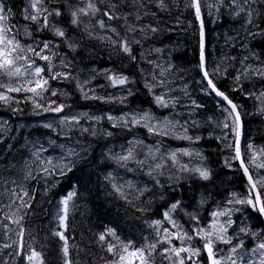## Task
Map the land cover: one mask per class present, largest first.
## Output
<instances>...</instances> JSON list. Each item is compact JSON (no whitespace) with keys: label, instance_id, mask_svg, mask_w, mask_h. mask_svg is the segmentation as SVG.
<instances>
[{"label":"trees","instance_id":"1","mask_svg":"<svg viewBox=\"0 0 264 264\" xmlns=\"http://www.w3.org/2000/svg\"><path fill=\"white\" fill-rule=\"evenodd\" d=\"M4 2L8 8L12 9L13 15L8 23L14 26V32L18 30L17 39L19 41L26 39L24 28L28 26V29L35 35L57 39L58 48L68 52V56L78 64V67L81 66L82 69L85 67L99 68L103 69V72L129 76L134 81V83L131 82L129 88L131 89L133 83L131 89L133 95L129 96L128 88H126L121 95L113 96L118 98L116 102L105 103L99 100L83 99L75 81L70 78L49 80L50 90L43 93V99L35 97L33 100H37L45 107L49 106L50 101H55L56 104H64L65 108L69 109L106 110L120 106L122 103L118 102L119 99L127 97L123 103L126 107L156 108L157 104L149 89L145 87L140 70L143 66L149 65V58L141 53L140 46L131 44L132 55L136 56L134 61L118 47L110 50L105 44L88 36L82 24L76 27L70 23V10L85 6L87 0H45L46 7L59 8L63 13L59 17H50V22L65 31L64 38L54 36L49 29L38 30V25L22 18L21 12L27 0H4ZM97 3L101 10L116 3L118 5L116 11L119 15L121 11L137 12L139 8L141 17L139 24L152 25L160 29L157 33L150 32L144 44L163 50L170 69L169 73L172 72L170 84L176 85L175 88H178V91L181 87H186L187 93L189 92L188 99L191 102L195 100L201 105L197 108L191 103L189 107L191 116L197 121L194 124L195 128L192 124L190 128L193 135L197 134L201 137L195 143L203 149L205 164L211 168L213 180L205 182L191 179L187 173L182 174L183 178L178 183L174 181L167 184L163 183L162 179L152 178L147 193L132 202L113 189L99 160L100 149L98 148H101L103 143L109 142L107 139H114V136L111 135L112 138H110L111 136L104 135V130L99 132L95 125L91 126L88 132H83L81 129L73 131L71 132L73 133L72 138L93 144V151L87 152V155L79 159H73L75 166L67 175H57L47 181L34 180V183L29 185L30 193L35 190V199L30 201L32 208L27 209L26 212L34 216L30 220L34 231L32 236L35 247L45 259V264H52V260H59L62 254L61 248L58 251L54 249L56 248L55 242L60 241L52 236V231L56 226V201L68 190L75 191L76 195L69 207L67 228L64 232L69 238L71 258L75 264H107L113 259L112 255L107 252V246L110 243L118 247L129 242L135 247H147L155 243L157 239L162 238V235L158 236L156 230L150 225L152 221L161 217L162 211L176 200L182 202L181 207L173 212L177 224L189 232L193 223L188 213L194 214L196 210L200 213V220L205 222L213 209L240 208L241 211H233L231 214V219L235 223L229 228L228 235L234 237V243L243 240L244 247L240 249V255L244 256L245 261L252 258V263L258 264L259 253L252 252V249L260 242H264V219L247 206L226 203L232 198V193H236L240 198L247 197L250 188L238 160L231 159L234 156V150L225 147L226 144L233 142L230 130L223 128V123L228 122L225 121L227 113L223 111L226 102L216 98L210 90H205L206 81L198 68L199 22L196 21L193 10L186 6L187 0H165L166 10L157 7V0H139V3L126 0L122 4L120 0H97ZM140 4L143 7H140ZM237 4L244 8V12H240L239 15H237L239 8L232 3V0H202L201 7L205 23L207 68L209 74L214 76L217 86L225 91L234 103L242 106L244 131L241 151L244 154L245 164L252 173L257 170L248 164L247 157L252 152L247 148V144H252L257 151L264 148V116L259 111L264 108V102L248 96L247 93H255L259 96L260 92L264 91V77L256 71L257 69L264 70V34L253 36L250 33H260L264 30V0H256V3L248 0L247 4L244 0H237ZM249 11L253 12L252 18L258 27L247 23ZM100 18L105 19L106 24L123 30L122 20H107L101 13H98L94 19ZM66 41H70L75 46L74 49L69 48ZM38 62L40 66L46 65L43 60H38ZM45 71L47 72V68ZM237 76L240 77L239 81L235 80ZM240 86L243 87L242 92L231 91L233 87ZM51 90H56L58 95L52 96ZM62 93H67V95ZM18 97L11 102V107L0 102V112L7 113L12 119L27 120L29 116L37 117L35 112H43L41 109L34 110L33 100ZM17 101L19 103H16ZM56 104L51 106L55 107ZM17 107L22 111L13 112L12 108ZM170 111V108L160 109L161 113ZM185 115L187 116V112ZM138 129L144 130L141 127ZM32 131L35 135L42 137H58L60 132L58 129L40 126L33 128ZM92 132L96 134L92 135ZM226 135L228 138L224 139ZM156 137L166 146L184 144L183 141H175L166 135L159 134ZM226 159L230 166H226ZM258 160H264V157L258 156ZM199 164L200 162L188 165L191 168ZM259 171L264 174V170ZM156 180H159L160 185L164 187L157 185ZM169 185H174L177 190L172 191ZM46 187L49 191L45 194ZM162 192L163 199L160 198ZM197 200L203 201L204 205L197 206ZM194 207L195 209H192ZM47 211L49 216L46 218ZM51 218H53L52 221L48 220ZM109 228L115 230V236L107 234ZM240 228H246V232L241 233ZM101 233L106 235V240L103 242L98 239ZM253 233L255 235H252ZM165 246H158L153 255L154 264H172L159 254L160 248ZM217 248L223 250V255L228 254L227 245L218 244ZM199 259L202 264H207L205 254H202Z\"/></svg>","mask_w":264,"mask_h":264},{"label":"snow or ice","instance_id":"2","mask_svg":"<svg viewBox=\"0 0 264 264\" xmlns=\"http://www.w3.org/2000/svg\"><path fill=\"white\" fill-rule=\"evenodd\" d=\"M124 0H120L122 4ZM134 2L139 3V0H134ZM234 5L239 7L240 12H244V8L237 4V0H232ZM244 3L247 4L248 0H244ZM252 3H256V0H252ZM202 0H187L186 6L193 10L196 21H198V31H199V64L198 68L206 81L205 90H210L211 93H214L215 96L221 98L222 101L226 102V107L223 108V111L227 113L225 117V121L223 123V128L229 129L230 133L233 137V142L230 144H226L225 147L232 148L234 150V156L231 159L238 160L240 163V167L243 169L244 175L247 177V183L250 188L249 195L244 198H240L236 193L231 194V199L227 200L228 205H243L247 206L253 211H255L260 217H264V174H262L259 170H264V160H258L259 157H264V148L259 149L258 151L254 149L252 144H247V148L251 150L252 154L248 155V164L252 165L257 171L250 173L249 167L245 164L244 154L241 151V139L243 136L244 125L242 120V106L234 103L233 100L229 97V95L222 91L217 83L214 81V76L209 74L207 68L206 61V43H205V23L202 14ZM140 7H143L140 4ZM157 7L161 10H166L167 5L165 0H157ZM118 5L116 3H112L105 10H101L98 6L97 0H87L85 6L76 7L75 9L70 10V23L73 26L79 27L82 23L81 17L88 16L95 18L98 13H101L103 17H106L107 20H123L124 25L126 27L127 32H135L137 29L128 23V15H119L116 9ZM63 13L59 8L49 9L45 6V0H27L26 6L22 9L21 15L25 21H29L32 24H36L39 26L38 30L49 29L53 32V35L56 37L64 38L66 36L65 31L55 26L50 22V17H59ZM147 14V13H145ZM13 15L12 9L8 8L4 0H0V76L6 77L8 79V83H0V89H4V91H0V102L11 107V102L15 100L14 97L10 96L9 93H31L34 97L43 99V93L48 92L49 89V80L55 79H68L71 76V73L67 72H59L53 71L54 65L52 63V57L48 54H45L50 49L49 42H43L42 46L37 44L35 47L31 44L23 45L17 39L18 30L14 32V26L9 25V18ZM155 15V13H153ZM253 12L249 11L247 13V23L249 25H254L258 27V25L254 24L253 20ZM137 20L141 17L139 15V8H137V14L135 16ZM96 24L100 29H108L112 33H115L119 36V32L115 27H112L106 24L105 19L100 18L96 20ZM139 31L141 33L152 32L157 33L160 31L159 28L154 27L152 25H148L146 28H140ZM24 32L26 35L31 36V32L28 30V27L25 26ZM255 36L257 34H264V30H261L260 33H250ZM91 35V33H89ZM104 39V37H100ZM110 39V38H109ZM139 44V40L130 41L128 37H124L120 40H113L112 43L114 45L118 44L120 50L131 57L132 60H136V56L132 55V43ZM69 48L74 49V45L69 43ZM156 52H161L162 49H155ZM31 54V55H30ZM43 60L46 62L45 66H40L36 63V59ZM63 63V62H62ZM67 67V65H64ZM159 67V66H158ZM171 67V66H170ZM47 68V72L45 71ZM218 71V70H217ZM261 77H264V70L257 69L256 70ZM164 73L161 72L160 75ZM29 77H34L35 79H29ZM106 79L110 82V86L116 87H125L130 82V78L123 74L117 73H107ZM156 78L153 77V80ZM236 81L240 80V77L237 76L235 78ZM163 81H159L157 83L146 82L145 87L149 89L151 92L157 86H162ZM87 84V81L84 82ZM77 88L82 93V98L85 100H99L105 103L116 102L117 97L113 96H103L96 95L93 91V94L89 95L88 91L84 90V85L77 82ZM231 91H243V87H233ZM128 95H133L131 89L127 90ZM52 96H57L58 93L56 90H51L50 93ZM67 95V93H62ZM250 97H255L256 99L264 102V91L260 92L259 96H256L255 93H247ZM127 97H123L119 99V103H124ZM155 102L157 105L161 107H168L169 104L166 100V94H158L155 95ZM16 103H19L18 101ZM175 99H173V106H175ZM56 104L55 101H50L49 106L45 107L43 104H40L37 100H33V107L35 109H41L43 112H52V113H60L64 110V104H56L55 107L51 105ZM192 105L199 108L201 105L197 104L195 100L192 101ZM13 112L22 111L21 109L12 108ZM260 114L264 116V108H261ZM36 115H39L40 112H35ZM83 116L87 117L89 120H94L99 122L105 117L102 116H90L88 113H83ZM109 121H113L112 127L116 128L118 126L128 127L129 123L131 125H140L143 127H147L150 133L160 134V135H174L176 139L187 140L189 142L199 141L201 137L196 136L193 137L188 134V129L184 128L183 125L180 127L183 128V132H176L175 129L179 122L173 123L172 121L165 120L160 129H157L156 125L149 123L153 117L149 113H144L143 115L137 117L136 115H132L130 121L126 118V116H121L119 118L113 117L111 115H107L106 117ZM80 116H64L60 120L61 125H65L66 127H73L75 125H79ZM141 121L145 123L141 125ZM171 126V127H169ZM45 128L52 129V124H45ZM83 132H88L89 129H82ZM95 132H92V135H95ZM108 136H111V132L106 133ZM227 135L224 139H227ZM3 141L0 140V143ZM52 143H55L52 141ZM8 149H11L12 145H7ZM60 147H63L61 145ZM41 151H46L41 146ZM151 151V149H150ZM158 151V149H157ZM87 154V150H85V155ZM33 156L36 157V160H40L39 152H33ZM180 156H193V152L190 149H177L172 151L169 154V158L173 163V166L179 164L178 172L183 174L187 173L188 177L191 179L211 182L213 180V172L210 167L205 164V157L200 153L196 152L195 156L199 158L200 164L195 167H189L188 164L179 163ZM69 157H80V153L75 152L74 150L69 149L67 157L64 158L66 162H60L57 164H53L52 159H48L46 161H41L42 164H46L47 166L42 168V172L45 175V179L54 176H65L67 173L71 172L75 166V160L68 159ZM117 162L124 161L127 162L131 159H134L133 151L129 149L128 154L124 156L115 157ZM139 164H144L143 160L138 161ZM226 166H230L229 161L226 159ZM124 166V165H122ZM162 165L156 164L155 169L161 168ZM152 171L148 172V175H152ZM162 174V173H161ZM254 176L256 177L254 179ZM33 178L32 172L28 171L25 179ZM106 178H111L106 177ZM155 179V177H153ZM183 176H176L175 181L178 183ZM171 179V178H170ZM15 183V181H12ZM157 185L160 187H164V185H160L159 180H156ZM259 185V188H258ZM113 189L120 193L123 196L122 185H117L113 183ZM172 188V191H176L177 188L174 185H169ZM10 203L7 205L9 209L13 206H17L16 211L5 213L4 218L6 220L11 221L15 225L18 226V231H16V236L19 238L17 241H13L12 243L17 245L19 251L18 255H22L26 264H45V259L42 256V253L36 248L28 245L27 253L24 252L25 245L22 242V238L25 234V228L23 225L24 215L20 214V209H31L32 204L30 201L35 199V190L32 193L25 190L23 187L17 191L16 188H12L7 190ZM49 191V189L45 188V194ZM76 195L75 191L69 192L67 196L61 201L63 205L61 209V213L58 216L60 228L66 229L67 224L66 220L68 218L69 213V202ZM25 198H28L27 200ZM127 199V197H124ZM160 198H164L163 192L160 194ZM181 201L176 200L173 202L167 210L163 212V219H158L152 221L150 225L153 227L157 235L160 236L161 233L162 238L157 239L155 243H151L147 245V247H135L129 242L128 244H121L119 247L116 244H108L107 252L110 253L113 257L107 264H154L153 255L156 253L159 245H166L165 247L160 248L159 254L163 257V259L171 261L172 264H202L199 259L202 254H206L207 264H252L250 261H245L244 256L240 255V249L244 247L243 240H239L234 243V237L228 235L229 228L235 223L231 219V214L233 211L239 212L240 208H231L226 207L221 210H217L211 213V221L202 226L200 223V218L193 214L188 213L189 219L194 221L195 224L191 228L190 232L185 231L181 225L177 224L176 220L173 218L172 213L175 212L178 208L181 207ZM141 211H143L141 209ZM224 217V220L220 218ZM165 222L171 225V229L169 227H165ZM2 227L8 229V224H3ZM172 229H175L173 231ZM10 230V229H9ZM239 231L241 233L246 232V228H240ZM107 234L111 236H115L116 232L114 229H107ZM54 236L58 237L60 241H62V261L63 264H75L73 259L71 258L69 238L65 235L64 231H55L53 233ZM252 235H255L254 233ZM99 241H105L106 235L101 233L98 237ZM119 239V237H117ZM174 240L180 242L179 246L173 243ZM194 240H199L201 243L199 246L193 243ZM218 244H224L228 246V255H223V250L218 249ZM5 248L12 247L10 244H5ZM252 252L259 253V262L258 264H264V242H260L253 249Z\"/></svg>","mask_w":264,"mask_h":264},{"label":"rangeland","instance_id":"3","mask_svg":"<svg viewBox=\"0 0 264 264\" xmlns=\"http://www.w3.org/2000/svg\"><path fill=\"white\" fill-rule=\"evenodd\" d=\"M120 13L122 16L125 14L128 15V23L133 25L137 29V31L127 32L125 30L126 27L123 20L121 23L123 26V30L115 27L120 34L119 36H117L115 33H112L108 29H100L96 24V20L92 17L82 16L81 24L83 29L87 32L88 36L97 39L99 42L105 44V46L109 47L110 50H113L114 47L119 48L118 44L114 45L112 43L113 40L118 41L126 36L129 40L132 39L130 41L139 40V44L134 42L133 44L140 46L141 53L149 58V65L140 68L143 74L142 77L144 79V83L151 82L158 84V82L162 80L164 82L163 85L157 86L150 93L153 96L154 101L155 95L166 94V100L169 106L161 107L159 105H156V108L146 107L141 109H127L129 107L116 106L115 108L108 110H80L76 108L69 109L64 107V110L60 113L40 112L39 115H36L37 117H31L30 121L27 119L10 121L7 117L0 116V140L3 141L2 143H0V264H26L23 256L17 254V252L19 251L17 245L12 243L13 241H17L19 239L15 234L16 231H18V226L4 218L5 213L16 211L17 208V206H13L11 209L7 207V205L10 203V197L7 190L16 188L17 191H19L20 188L23 187L25 190L29 191V185H32L34 183V180H49L51 177L45 179V175L42 172V168L47 165L42 164L41 161H46L50 158L52 159L53 164L66 162L64 161V158L67 157L69 149L80 153V157L85 156V150H87V152L93 151V144L72 138L71 135L73 133L71 132L80 129L82 130L84 128L90 129L91 126L95 125L96 128H98L99 132L104 130V135H107V132L112 133L114 139H107V141L109 142L103 143L102 147L98 148L100 149L99 160L103 166L105 175L107 177H111L108 179L111 181L112 185L113 183L122 185L123 196H126L127 199L131 200L132 202L147 193L148 189L150 188L151 178L156 177L158 179H162L163 183L168 184L173 183L176 176L182 175L178 172L179 164L173 166V163L169 158V154L172 151L186 148L190 149L193 152V156L191 157H179V163L182 164L194 165L195 163H199V158L195 156V153L197 151L204 155L202 151L203 149H201L199 145L195 143V141L189 142L187 140L176 139L174 135L170 134L166 136L178 142L183 141L184 145L178 147H169L155 136L157 134L150 133L147 127H144L146 131V137H144V133L140 132V130L135 129L143 126L131 125L129 123L128 127L118 126L116 128H113V121H109L106 118L107 115H111L116 118L126 116V118L130 121L132 115H136L137 117H139L144 113H149L153 117V119L149 123L156 125L157 129H160L162 127V124L165 120L172 121L173 123L178 121L179 125H177L175 131L183 132V128L180 127V125H183L184 128H187L189 130L188 134L191 136H193V132L190 128V125L192 124V126L195 128L194 124L197 122L194 119L195 117L191 116L189 112V107L192 102L188 99L189 92L187 93L186 87H181V89L178 91V88H175L176 85L170 84L172 72L169 73L170 69L167 64V58L164 56L163 50L161 52H156L155 49H157V47L144 44L147 41L150 31L141 33L139 29L146 28L147 25L139 24L140 19L137 20L135 18L137 14L136 11H121ZM29 31L31 32V36L25 35L26 39L22 40L21 44H31L35 47L37 44H40L42 46L43 42H49L50 49L45 54H48L52 57V63L54 65L53 71L71 73V76L69 78L74 80L76 85L77 82L83 84L84 90L88 91L90 95L93 94L92 90H94V93L96 95L117 96L121 95V93L126 88H130L131 82L125 87L110 86V82L106 79V74L108 72H103L104 70L99 68L91 69L89 67H85L82 69L80 68L81 66L78 67V64H76L73 59L68 56V52L62 51L58 48L59 41L57 39L40 37L39 35H35L34 33H32L31 30ZM89 33H91V35H89ZM100 37H104V39H101ZM69 43L71 42L66 41V45H69ZM38 60L39 59L37 58L36 63L40 65ZM64 65H67V67H65ZM161 72H163L164 74L160 75ZM153 77H155L156 79L153 80ZM29 79L35 78L29 77ZM178 80L179 79L177 77V81ZM85 81H87V84H84ZM130 81H132L131 78ZM8 82L9 81L6 77L0 76V83L7 84ZM0 91H4V89H0ZM9 95L14 97L15 100L19 98L18 96L30 100H33L35 98L31 93L25 92L9 93ZM173 99H175L176 101L175 106H173ZM162 108H170L171 111L167 113H161L160 109ZM192 110L193 109H191V111ZM185 112H187V116L185 115ZM83 113H88L90 116H102L105 118L100 120L99 122H96L94 120H89L87 117L83 116ZM73 115L81 117L79 125H75L69 128L65 125L60 124V120L64 116L70 117ZM91 122L92 124H90ZM144 123V121H141V125ZM45 124H52L54 129H58L60 131L59 136L42 137L33 133V128L39 126L44 127ZM198 127H200V124H198ZM112 136L109 137L112 138ZM196 136L197 134H194L193 137ZM52 141H54L55 143H52ZM8 144L12 145L11 149H8ZM61 145H63V147H60ZM41 146L43 147V149H46V151H41ZM129 149L133 151L134 159H131L127 162H117V159H115V157L127 155ZM33 152H39V156L41 159L36 160V157L32 155ZM68 159L73 160L79 158L69 157ZM140 160H143L144 164H139L138 161ZM156 164H160L162 165V167L159 169H155ZM150 170H153L151 176L148 175V172ZM28 171L32 172V176L35 177V179H25ZM12 181H15V183H12ZM69 192H72V190L66 191V193L61 195V197L56 201L57 208L55 210V213L57 214V219L55 231H64V229L60 228L58 216L62 214L61 209L63 205L61 204V201L67 196ZM25 199L27 200L28 198ZM71 202L72 200L69 202V206L71 205ZM202 202L203 201L197 200V206L202 207L204 205V203ZM195 207L192 209H195ZM168 208L169 207L165 208L162 211V216L158 219H163V212ZM24 210L26 212L27 209H20V214L24 215ZM217 210L221 209H213L210 212L208 218H206L205 222L200 220L201 225H207L212 219L211 213ZM40 211H42V209H40ZM48 214L49 212L47 211L45 216H48ZM194 214L198 217L200 215V213L196 212V210L194 211ZM172 216L177 222L174 213H172ZM220 219L224 220L225 218L221 217ZM22 223L25 228V234L22 238V242L25 245L24 252L27 253L28 245L36 248L34 244V238L32 236L34 231L32 229V226L29 225L28 221L24 219ZM192 223L193 227L195 222L192 221ZM3 224H8V229L2 227ZM164 226L171 229V225L167 222H165ZM172 230L175 231V229ZM184 230L187 231V229ZM161 235L163 234L161 233ZM62 243L63 242L61 241V247ZM173 243L177 246H179L180 244V242L177 240H174ZM193 243L199 246V243L201 242L199 240H194ZM5 244H10L12 245V247L5 248ZM249 257L251 258V256ZM61 260L62 254L59 260H52V264H63ZM247 261L252 262L253 260L251 258Z\"/></svg>","mask_w":264,"mask_h":264},{"label":"bare ground","instance_id":"4","mask_svg":"<svg viewBox=\"0 0 264 264\" xmlns=\"http://www.w3.org/2000/svg\"><path fill=\"white\" fill-rule=\"evenodd\" d=\"M126 1V0H125ZM239 8V7H238ZM122 9V8H121ZM126 30V29H125ZM139 32V31H138ZM108 37V36H107ZM106 37V38H107ZM118 46V45H117ZM50 53V52H49ZM140 53V52H139ZM159 62V61H158ZM98 64V63H97ZM115 64V63H114ZM99 67V66H98ZM250 73V72H249ZM199 86V85H198ZM113 90V89H112ZM198 95V94H197ZM206 95V94H205ZM207 96V95H206ZM212 98V97H211ZM200 101V100H199ZM29 117H31V116H29ZM165 118V117H164ZM167 119V118H166ZM19 120H23V118H20ZM216 126V125H215ZM210 129V128H209ZM41 209V208H40ZM23 212H25V211H23ZM25 213H27L26 215H24V219L26 220V221H28V223L30 224V220H32L33 218H34V216L32 215V213H29L28 214V212H25ZM24 213V214H25ZM48 216H49V214H48ZM48 216H46V218L48 217ZM48 220H50V221H52L53 220V218H51V219H48ZM30 226H31V224H30ZM55 231L53 230L52 231V236H54L53 235V233H54ZM33 234H34V232H33ZM55 238H57L58 239V237H56V236H54ZM59 240V239H58ZM55 246H56V248H54L55 249V251H56V249H57V251H58V249H60L61 248V243L60 242H58V241H56L55 242Z\"/></svg>","mask_w":264,"mask_h":264},{"label":"water","instance_id":"5","mask_svg":"<svg viewBox=\"0 0 264 264\" xmlns=\"http://www.w3.org/2000/svg\"><path fill=\"white\" fill-rule=\"evenodd\" d=\"M215 95V94H214ZM245 176V175H244ZM246 177V176H245ZM246 179H247V177H246Z\"/></svg>","mask_w":264,"mask_h":264}]
</instances>
